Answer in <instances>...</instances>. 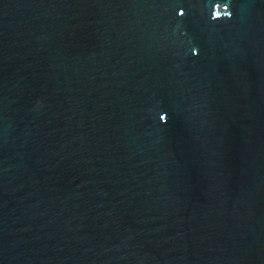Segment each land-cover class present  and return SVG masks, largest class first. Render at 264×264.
Listing matches in <instances>:
<instances>
[{
  "label": "water",
  "instance_id": "obj_1",
  "mask_svg": "<svg viewBox=\"0 0 264 264\" xmlns=\"http://www.w3.org/2000/svg\"><path fill=\"white\" fill-rule=\"evenodd\" d=\"M0 264H264V0H0Z\"/></svg>",
  "mask_w": 264,
  "mask_h": 264
},
{
  "label": "clouds",
  "instance_id": "obj_2",
  "mask_svg": "<svg viewBox=\"0 0 264 264\" xmlns=\"http://www.w3.org/2000/svg\"><path fill=\"white\" fill-rule=\"evenodd\" d=\"M227 5V4H226ZM228 6V5H227ZM181 14H183V13H181ZM226 16H228V17H230L231 16V11L229 10V8H228V10H227V14H225ZM223 15H221V16H215L214 15V18H220V17H222Z\"/></svg>",
  "mask_w": 264,
  "mask_h": 264
}]
</instances>
